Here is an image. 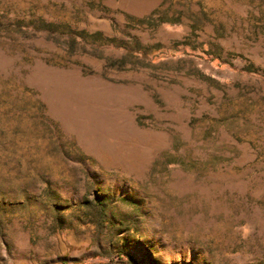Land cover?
<instances>
[{
	"label": "rangeland",
	"instance_id": "1",
	"mask_svg": "<svg viewBox=\"0 0 264 264\" xmlns=\"http://www.w3.org/2000/svg\"><path fill=\"white\" fill-rule=\"evenodd\" d=\"M0 264H264V0H0Z\"/></svg>",
	"mask_w": 264,
	"mask_h": 264
},
{
	"label": "trees",
	"instance_id": "2",
	"mask_svg": "<svg viewBox=\"0 0 264 264\" xmlns=\"http://www.w3.org/2000/svg\"><path fill=\"white\" fill-rule=\"evenodd\" d=\"M99 36H100V34H99V33H96V34H94V37H99ZM77 38H78V39H80V38H81L80 34L77 36Z\"/></svg>",
	"mask_w": 264,
	"mask_h": 264
}]
</instances>
